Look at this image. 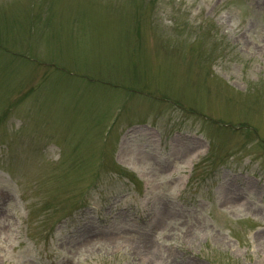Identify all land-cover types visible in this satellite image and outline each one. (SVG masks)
Segmentation results:
<instances>
[{"label": "rangeland", "instance_id": "obj_1", "mask_svg": "<svg viewBox=\"0 0 264 264\" xmlns=\"http://www.w3.org/2000/svg\"><path fill=\"white\" fill-rule=\"evenodd\" d=\"M262 233L264 0H0V264H264Z\"/></svg>", "mask_w": 264, "mask_h": 264}, {"label": "bare ground", "instance_id": "obj_2", "mask_svg": "<svg viewBox=\"0 0 264 264\" xmlns=\"http://www.w3.org/2000/svg\"><path fill=\"white\" fill-rule=\"evenodd\" d=\"M160 219H161V221H160ZM159 219V227H161V226H165V224H166V221H165V219L163 218L162 219V217ZM131 237V236H130ZM107 241L108 240H111V239H107V238H105ZM254 239H255V244H259V246H261V245H264V233H262V234H258V235H256V236H254ZM136 240H140V239H136ZM133 241H135L134 239H133ZM146 241V240H145ZM133 247H134V245H133ZM146 249V251L148 252V250L149 249H147V248H145ZM139 252V250H138V247L135 245V247L133 248V254L136 256V254ZM137 255H139V253L137 254Z\"/></svg>", "mask_w": 264, "mask_h": 264}]
</instances>
